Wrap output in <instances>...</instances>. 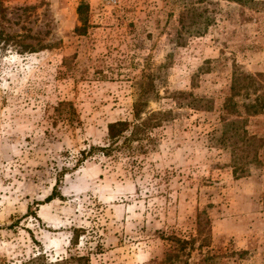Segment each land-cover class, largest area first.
<instances>
[{
	"label": "rangeland",
	"instance_id": "rangeland-1",
	"mask_svg": "<svg viewBox=\"0 0 264 264\" xmlns=\"http://www.w3.org/2000/svg\"><path fill=\"white\" fill-rule=\"evenodd\" d=\"M185 2L2 1L0 264H264V146L236 164L221 139L234 72L264 73V0H213L211 26L184 42ZM154 71L150 108L174 116L140 155L142 173L82 158L133 118L137 82ZM187 94L209 109L186 106ZM63 100L80 122L66 132L45 116ZM246 119L264 141V114Z\"/></svg>",
	"mask_w": 264,
	"mask_h": 264
},
{
	"label": "trees",
	"instance_id": "trees-1",
	"mask_svg": "<svg viewBox=\"0 0 264 264\" xmlns=\"http://www.w3.org/2000/svg\"><path fill=\"white\" fill-rule=\"evenodd\" d=\"M2 1L0 0V11L3 9L1 8ZM233 1L238 4L244 3V0ZM186 3L179 15V39L184 42L189 37L202 36L206 33L214 21L213 16L208 13V7L216 4L213 0H195V2H190L189 4ZM87 11L88 4L80 3L78 5L77 14L79 20L84 24V27L76 29L79 34H83L87 25ZM3 40L4 36L0 33V41L3 42ZM2 49L3 46L0 47V50ZM25 49L31 50L32 48L25 46ZM157 71L144 74L137 82L138 89L134 95L132 105L133 118L110 123L105 143L102 146H89L88 150H82L80 152L82 158H89L97 154L112 164L122 163L126 174L134 178L142 173L144 161L140 159V155L146 154L148 148L151 149V144L154 142L153 132L161 128L167 121H171L174 116L171 111H155L150 108L152 103H157L160 99L156 82L158 78ZM184 97L188 98L186 104L188 107L196 110L209 109L207 105L203 104L202 100L193 98L191 94H187ZM236 98L244 100L240 105L241 107L235 101ZM222 111L225 114L222 116L224 131L221 139L230 142L234 163L240 164L243 161V155L247 156L250 151L255 153L257 143H259L258 149L259 146H264V141L250 135L245 127L247 117L264 114V73L253 75L236 70L233 75L230 95L224 100ZM45 116L52 127H57L61 123L62 131L65 132L70 128H77L80 124L74 105L70 101L57 102L55 106L50 107L46 111ZM235 173L237 174L236 167H234ZM55 193L53 191L45 199V202L53 200L56 196ZM172 239L180 249H184L190 243V241H180L176 237ZM41 259L40 256L32 258L24 264H36ZM71 260L72 257L60 260L55 264H69ZM77 260L79 262H87L86 257H78Z\"/></svg>",
	"mask_w": 264,
	"mask_h": 264
}]
</instances>
